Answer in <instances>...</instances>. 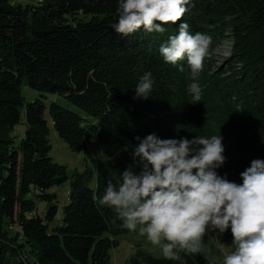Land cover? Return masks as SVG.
<instances>
[{
	"label": "trees",
	"instance_id": "1",
	"mask_svg": "<svg viewBox=\"0 0 264 264\" xmlns=\"http://www.w3.org/2000/svg\"><path fill=\"white\" fill-rule=\"evenodd\" d=\"M117 7L118 0H0V264H110L117 237L130 230L100 200L109 181L119 186L129 166L137 175L142 167L126 140L220 135L225 163L217 172L237 184L253 160H264V0H191L179 23L213 38L196 75L186 59L172 65L159 51L179 23L125 38L111 28ZM226 37L233 40L228 65L217 67L214 51ZM146 72L152 91L136 98ZM191 83L199 89L196 100ZM23 84L41 96L61 95L83 112L56 101L48 107L58 136L93 165L72 174L55 225L58 204L49 189L64 184L67 169L49 156L44 101L23 103ZM22 118L26 129L16 142ZM93 139L106 145L103 159L89 150ZM209 231L232 244L231 229ZM180 255L184 264H217L199 253ZM128 264L180 262L139 246Z\"/></svg>",
	"mask_w": 264,
	"mask_h": 264
},
{
	"label": "clouds",
	"instance_id": "2",
	"mask_svg": "<svg viewBox=\"0 0 264 264\" xmlns=\"http://www.w3.org/2000/svg\"><path fill=\"white\" fill-rule=\"evenodd\" d=\"M191 0H118V19L111 25L118 35L130 37L143 30L164 33V25L179 23ZM213 38L189 31L179 23L177 35L160 47L166 63L187 60L199 70ZM153 87L146 72L136 87V98L147 99ZM133 152L140 173L129 166L119 186L108 182L101 205L116 209L122 227L138 231L167 260L184 264L180 252L197 253L209 230L231 229L234 250L224 253L223 264H264V160H253L241 175L242 184L218 174L225 163L220 135L160 139L154 133L141 139ZM223 250L224 244L217 242Z\"/></svg>",
	"mask_w": 264,
	"mask_h": 264
},
{
	"label": "rangeland",
	"instance_id": "3",
	"mask_svg": "<svg viewBox=\"0 0 264 264\" xmlns=\"http://www.w3.org/2000/svg\"><path fill=\"white\" fill-rule=\"evenodd\" d=\"M37 0H21L22 3H34ZM228 36V35H227ZM233 44V40L231 37H226L225 41L220 44L214 51V62L215 65L226 67L228 64H225L226 57L229 54V49ZM193 73L196 74L195 70ZM189 90L197 97L198 88L195 84L191 83L189 86ZM21 96L23 98V103L28 101H32L35 98H41L45 104V112L44 116L47 119V124L49 126V156L53 159V161L60 163L66 166L68 179L62 185L53 186L49 189L51 193H54L57 199L58 204V212L57 216L54 220V225L56 224V220L61 217L62 206L65 202L68 201V189L70 179L72 178V174L75 171H83L87 167L92 168V163L88 158H86V154L84 151H73L69 148L67 143L62 140L58 134L56 133L52 122L49 117L48 107L51 101H56L57 103L61 104L62 106L76 111L78 113H82L77 107L71 104L66 98L58 94H50L46 93L44 96H41V93L32 89L26 84L21 86ZM26 129L25 121L22 118L21 121L15 125L13 130V135L15 136V141L18 142L23 137L24 132ZM129 149L133 150L137 147L138 144L130 142L126 140ZM106 145L97 141L96 139L90 140L88 142V148L91 153L98 158L103 159L101 151L105 149ZM96 183V175L93 173V178L90 181V185L93 186ZM46 203L43 201L38 202L37 210L41 212L43 209V205ZM119 245L117 247H113L110 249V264H128V258L134 254V252L139 248V246L151 250L155 253V255L160 256L162 255V251L160 248L153 246L150 241L147 240L146 236H142L138 233V231H129L128 233L119 235L118 237ZM219 242L214 236L211 235L210 231L204 237L203 246L201 250L197 253L204 255L211 261L217 264H223V256L224 253L230 252L234 250V245L224 244V249L221 250L218 247ZM221 243V242H220Z\"/></svg>",
	"mask_w": 264,
	"mask_h": 264
}]
</instances>
